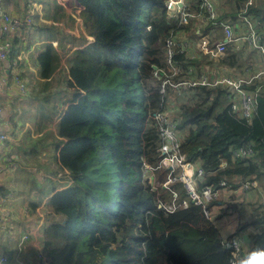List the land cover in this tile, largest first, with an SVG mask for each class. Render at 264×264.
<instances>
[{
	"label": "trees",
	"instance_id": "16d2710c",
	"mask_svg": "<svg viewBox=\"0 0 264 264\" xmlns=\"http://www.w3.org/2000/svg\"><path fill=\"white\" fill-rule=\"evenodd\" d=\"M168 1L78 0L83 10L75 17L62 8L49 12L47 18L56 24L48 26L51 34L68 33L64 24L69 20L77 24L80 38L64 55L52 43L45 45L37 59L36 80L27 82L30 72L19 65L31 98L49 103L50 120L60 119L54 161L71 178L68 187H53L43 209L40 253L47 264H231L232 252L203 208L192 202L182 207L190 200L184 185H164L178 171L162 167L163 141L155 114L165 112L178 123L181 150L205 173L197 181L199 190L225 181L236 193L243 181L264 178V82L248 87H262L248 122L231 110L228 90L222 87L183 89L178 99L168 90L163 100L161 81L153 71L167 70L166 45L173 36L180 44L174 62L182 70L174 82L194 80L210 68L234 78L255 71L256 51L246 43L228 45L216 60L193 46L205 38L221 42V23L236 22L248 0H213L215 20L201 8L203 0H186L200 17L180 26ZM246 17L264 41V0H254ZM246 31L244 25L241 34ZM88 38L93 42L75 49L89 43ZM245 145L253 150L249 160L234 158ZM221 202L210 203L209 213ZM31 206L38 208L36 202ZM261 208L253 209L246 223L254 232L241 260L264 250ZM233 210L240 208L233 205Z\"/></svg>",
	"mask_w": 264,
	"mask_h": 264
},
{
	"label": "crops",
	"instance_id": "0c3cea01",
	"mask_svg": "<svg viewBox=\"0 0 264 264\" xmlns=\"http://www.w3.org/2000/svg\"><path fill=\"white\" fill-rule=\"evenodd\" d=\"M53 3L58 7H53ZM2 6L11 16L21 21L23 19H25L23 21H26L30 16V12H33L32 22L34 20V23L23 27L10 38L14 46L13 51L7 59L0 60V78L3 80L0 84V135L6 134L9 137L6 148L0 150V165L5 168V173L0 177V226L4 227V230L0 231V255H7L11 264H15L16 258H21L30 264H37L38 255L44 242L43 209L46 201L51 197L50 193L53 187H60V184H66L68 180L60 179L53 174L54 171H50L48 165L43 166L37 160H30L25 157L24 152H20L21 146L24 147L23 143H28L29 146H32L34 142H42L41 138L47 135V131L52 132L53 127L49 130L46 128H33L28 131L29 124H24L21 119L13 118V116L16 114L19 117L23 104L27 100L32 99L29 94L28 84L25 82H30L32 78L38 79L37 59L45 45L52 43L58 53L64 55L66 50L80 38L77 24H73L69 20L64 24L68 33L64 34L59 31L62 33L61 35L51 34L50 32L54 31L49 29L48 26L56 24L49 20L47 16L62 8L69 17H75L83 10V7L80 6L78 0H3ZM49 12L51 13L49 14ZM60 12L63 11L60 10ZM59 19L63 21L62 17ZM88 39L92 42L91 38ZM255 54L256 56L253 58L254 68L256 58H260L263 64L262 56ZM64 59L65 57H63V61ZM12 61L17 62L19 65L21 63L24 65L23 70L30 72L31 76H25L27 80L23 81L26 85V93L18 91L14 83L15 68L12 65ZM262 64L256 65L258 70L261 69ZM249 73L242 75H245V78L255 75L251 74V72ZM34 172H36L37 181L35 180V175H33ZM33 183L37 185L34 189ZM67 186L62 187L65 188ZM39 189L41 190L39 191ZM20 190L29 192L30 196L28 197L29 203L25 202L23 209L21 208L20 211H17L16 202L21 197H17L16 193L20 192ZM221 192L227 195L228 202H230V198L233 200V195L234 199H236L237 193H232L229 190ZM35 202L38 204V208L34 211L31 210L33 208L31 204ZM222 204L224 202H221V206ZM19 224H24L27 227V231L16 238L14 234L17 229L20 228L21 233ZM25 237L27 238L25 239Z\"/></svg>",
	"mask_w": 264,
	"mask_h": 264
},
{
	"label": "built area",
	"instance_id": "2783aa9c",
	"mask_svg": "<svg viewBox=\"0 0 264 264\" xmlns=\"http://www.w3.org/2000/svg\"><path fill=\"white\" fill-rule=\"evenodd\" d=\"M253 1L254 0H248L244 12L240 14L238 18L240 19L239 21L243 22L247 27V31L244 35L235 34V29L231 22H223L220 26L223 29L224 39L215 44H212L206 38L202 39L200 50L195 49V51L200 52L202 55L207 56L210 59L216 60L225 55L228 45L246 43L250 48H253V50L257 51L259 55L262 56L263 71L258 72L251 77L234 78L225 71L217 74V72L215 73L208 70L206 73L199 75L194 80H180L178 82H174V78L178 77L182 73V70L174 62L176 49L180 47V44L177 37L173 36L172 39L167 41L166 45L167 70L162 71L158 68H154L153 71L154 77L161 81L160 93L163 96V100L164 96L167 95L168 90L174 89L178 91L180 89L222 87L228 90L227 98L230 102L231 110L240 118L245 119L248 122L253 119L259 97L261 96L262 87L259 85L253 90H249L248 87L259 82L256 80H260L264 75V41L261 39L258 27L251 22L248 17H246L247 8L253 3ZM2 2L3 0H0V60L7 59L13 51L14 46L10 41V38H12L14 34L23 27L30 25L34 16V13L30 12V16L26 19V21L14 18L7 11H5L2 6ZM170 6L175 7L176 11L174 12V20L179 26L185 25L190 20L200 17L199 14L189 10L186 0H169L167 3L168 9ZM201 8L208 13L210 20H215L217 18L213 0H203ZM235 35L239 36L236 37ZM187 45V43H184L183 47L185 48ZM12 65L15 68L14 83L16 84L18 91L26 93V85L19 76V64L17 62H13ZM2 82L3 80L0 78V84ZM155 119L159 137L163 141V146L161 148L162 155L164 156L162 167L170 170L177 168L181 171L180 175L174 176L170 182L165 184V186L174 183L183 184L188 192L190 200L183 201L182 207L186 209L189 206V202H192L197 206H201L206 217L211 219L207 206L219 198L221 191L219 188L230 191L228 183L224 181L219 185V187L210 185L201 189L200 193H197L195 190V187H198L197 181L199 178L203 179L205 173L201 168L196 167L188 161L186 153L181 150L182 139L177 129L178 123L171 119L165 112L155 114ZM8 141L9 137L6 134L0 135V150H4L6 148ZM252 154L253 150L251 146L245 145L237 149L233 153V157L241 160H249ZM225 165L226 164L224 163L223 166ZM146 169L149 172L150 168L146 167ZM4 173L5 168L0 165V177ZM257 187L258 181L247 179V181H243L241 183L237 192H249ZM172 209V207H168V210ZM3 230L4 227L0 226V231ZM244 234L245 232L241 230V235L236 234L230 239V241L226 242V247L232 252L231 264H239V261L241 260V254L244 251L243 244L246 242ZM26 238L27 237H25V239ZM0 264H11L10 258L5 254H1ZM15 264L30 263L21 258H16ZM37 264H47L46 257L43 253H39Z\"/></svg>",
	"mask_w": 264,
	"mask_h": 264
},
{
	"label": "rangeland",
	"instance_id": "374dc122",
	"mask_svg": "<svg viewBox=\"0 0 264 264\" xmlns=\"http://www.w3.org/2000/svg\"><path fill=\"white\" fill-rule=\"evenodd\" d=\"M52 5V4H51ZM55 3H53V7H54ZM175 16V14H174ZM240 19H238L236 22H231L233 24V27L235 29V34H240L242 29L244 28V23L239 21ZM92 39V38H91ZM93 42V39H92ZM92 42H89L85 45H80V46H75L76 48H86V46ZM59 44V43H58ZM247 45V44H246ZM197 50H200V46H201V41L196 42L193 45ZM248 46V45H247ZM71 48V51L74 50V48ZM249 47V46H248ZM247 47V49H249ZM69 49V48H68ZM250 50V49H249ZM253 50V48L251 49ZM250 52V51H248ZM256 53L259 55V53L256 51ZM69 56V53L67 55H65V59L64 62L66 63V58ZM256 55L254 54L253 58ZM62 62V66L66 67L65 63ZM255 62V71L254 69L250 70L251 73L253 74H257L258 72L263 71V64L261 59L256 58ZM261 65V69L258 70V68L256 67V65ZM242 77L244 78V76L242 75H238L237 78ZM264 75L262 76V78L260 79L261 81L257 82V83H262L264 82ZM183 89H180L178 91L176 90H172L175 91V98L178 99L181 94L180 92ZM50 92V91H49ZM70 94H72V92H69ZM58 99V98H57ZM56 99V100H57ZM31 100V101H30ZM55 101V100H54ZM52 106H55V102L52 104ZM51 106H49V103L46 104L43 101L36 103L33 99H29L27 100L22 108H21V114L19 115V117H17V115L15 114L13 116L21 119V121L26 124H29L28 127V131L33 129V128H46L47 130L51 129L53 127V131H55L54 125L56 126V123H58V121H52L50 120V116L52 115L53 110L50 109ZM65 107H60L59 111L61 112ZM49 132L47 131V135H44L41 139L43 140L42 142L38 143V142H34L32 144V146H29L28 143H23V146H21L20 148V152H24L25 157L30 159V160H37L38 163L44 165H48L50 171L52 172L54 169V175H56L57 177H59L62 180H68L67 183H63L60 184L58 187L59 190L63 189L62 186L68 185L69 183L71 184V178L69 177V174L62 172L57 164H55V154H56V146L58 144V140H57V136L56 134H54L55 132ZM39 139V138H38ZM42 159V161H41ZM36 166V164H35ZM56 166V167H55ZM171 171H178L177 176L180 175L181 171L180 169L177 168H173L171 169ZM33 175H35V180H36V172L33 173ZM172 180V178L168 181L170 182ZM37 181V180H36ZM166 182V183H168ZM165 183V184H166ZM48 184V183H47ZM164 184V185H165ZM35 186H37L36 184L33 183V189L35 188ZM67 186V187H68ZM40 188V187H38ZM66 188V187H65ZM41 189H39L40 191ZM58 190V191H59ZM195 190L197 193H200V190L198 187H195ZM37 191V190H36ZM223 191V190H221ZM219 195V198L216 201H222L224 202V204H222V206H218L217 208L213 209L212 213H209V215H211V220L214 221V223L216 224L218 230L220 231L221 237L223 238V240L225 242L230 241V239L232 237H234L236 234L241 235V230L243 232H246V236L244 234L245 237V241L243 244V248L244 250L249 246V236L251 237V235L253 236V230L246 226V223L249 221L251 212L253 209H258L260 211H263L264 207V178L262 181L258 182V187L254 190H252L251 193L249 192H236V199L228 202V197L227 195L224 194V192H221ZM17 197H21L17 202H16V207H17V211H20L21 208L23 209V204L25 202L29 203V196L30 193L29 192H25L20 190V192L16 193ZM231 195V194H229ZM233 195V194H232ZM224 197V200H223ZM250 197L252 198V201H250ZM27 203V205H28ZM233 205H238L240 210L239 211H234L233 210ZM32 210V209H31ZM22 221V220H21ZM21 226V233H20V228L17 229L16 233L14 234V237H20L21 234H23L24 232L27 231V227L24 226V224H19ZM247 237V238H246Z\"/></svg>",
	"mask_w": 264,
	"mask_h": 264
},
{
	"label": "clouds",
	"instance_id": "9594fccd",
	"mask_svg": "<svg viewBox=\"0 0 264 264\" xmlns=\"http://www.w3.org/2000/svg\"><path fill=\"white\" fill-rule=\"evenodd\" d=\"M239 264H264V250L249 254L246 258L240 260Z\"/></svg>",
	"mask_w": 264,
	"mask_h": 264
},
{
	"label": "water",
	"instance_id": "95a60500",
	"mask_svg": "<svg viewBox=\"0 0 264 264\" xmlns=\"http://www.w3.org/2000/svg\"><path fill=\"white\" fill-rule=\"evenodd\" d=\"M169 10H170L171 12H173V13L176 11L174 6H170V7H169Z\"/></svg>",
	"mask_w": 264,
	"mask_h": 264
},
{
	"label": "bare ground",
	"instance_id": "6f19581e",
	"mask_svg": "<svg viewBox=\"0 0 264 264\" xmlns=\"http://www.w3.org/2000/svg\"><path fill=\"white\" fill-rule=\"evenodd\" d=\"M247 234H246V232H245V236H246Z\"/></svg>",
	"mask_w": 264,
	"mask_h": 264
}]
</instances>
